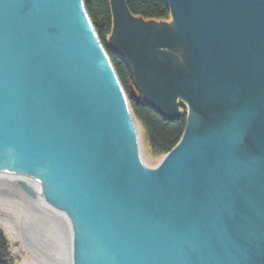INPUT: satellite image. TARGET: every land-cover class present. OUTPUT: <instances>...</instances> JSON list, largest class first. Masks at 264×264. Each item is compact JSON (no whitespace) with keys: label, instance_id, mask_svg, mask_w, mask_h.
<instances>
[{"label":"water","instance_id":"water-1","mask_svg":"<svg viewBox=\"0 0 264 264\" xmlns=\"http://www.w3.org/2000/svg\"><path fill=\"white\" fill-rule=\"evenodd\" d=\"M109 0L110 43L179 144L141 165L83 0H0V233L18 264H264V0ZM182 41L181 72L159 51Z\"/></svg>","mask_w":264,"mask_h":264},{"label":"trees","instance_id":"trees-1","mask_svg":"<svg viewBox=\"0 0 264 264\" xmlns=\"http://www.w3.org/2000/svg\"><path fill=\"white\" fill-rule=\"evenodd\" d=\"M127 7L132 14L145 19H165L168 17V8L164 0H125ZM86 11L95 25L102 41L108 36L111 27V15L109 8V0H84ZM110 60L117 71L124 87L129 88L132 81L131 74L127 65L120 60L110 50L108 51ZM134 110L144 119L145 123L151 130L153 137L160 144V151L170 150L179 140L185 127L184 117L174 121H167L159 114L155 113L145 104H136L134 102ZM1 236V233H0ZM4 240L0 237V264H6L3 261Z\"/></svg>","mask_w":264,"mask_h":264},{"label":"rangeland","instance_id":"rangeland-1","mask_svg":"<svg viewBox=\"0 0 264 264\" xmlns=\"http://www.w3.org/2000/svg\"><path fill=\"white\" fill-rule=\"evenodd\" d=\"M125 1V0H124ZM165 1V0H164ZM83 3H84V1H83ZM125 3H126V1H125ZM165 4H166V1H165ZM84 5V8H85V4H83ZM127 5V4H126ZM166 6H167V4H166ZM168 8V7H167ZM128 10H129V8H128ZM85 11H86V8H85ZM130 11V10H129ZM87 12V11H86ZM131 12V11H130ZM132 14V13H131ZM168 14H169V10H168ZM87 15H88V13H87ZM111 15V14H110ZM133 15V17L134 18H138V19H141L142 21H144L145 23H148V22H155V21H157L156 19H153V20H147V19H145V18H142V17H140V16H137V15H134V14H132ZM88 17H89V15H88ZM89 19H90V21H91V24H92V26H93V28L96 30V28H95V25H94V23L92 22V20H91V18L89 17ZM155 24H157V25H155ZM154 25L155 26H157V27H164V28H166V29H169V30H172V31H174V27H173V23H172V18H171V15H168V17L167 18H165V19H159L156 23H155ZM110 30L112 31V26L110 27ZM111 31H110V33H109V35L108 36H105L104 37V41H102L101 40V38H100V36H99V34H98V32L97 31H95V33H96V35H97V39H98V41H99V44H100V46L103 48V50L105 51V53H106V55H107V57H108V59H109V61H110V63H111V65H112V67L114 68V66H113V64H112V62H111V60H110V57H109V54H108V51L110 50L112 53H114L120 60H125L124 58H123V56L121 55V54H119V53H117L116 51H114L113 50V48H112V46H111V43H110V41H109V39H110V35H111ZM182 41H178L177 42V45H173L172 46V51L171 50H168V49H165V48H162V47H160V48H158L159 49V51L160 52H162V53H165V54H167V55H169V56H171V57H173V58H176V60H175V63H176V65H177V67L179 68V70H181V72H185L184 71V69H183V67H182V65H181V60H182V58L180 57V55H185L184 54V49H183V44L181 43ZM124 63H126V65H127V67L129 68V66H128V64H127V62L126 61H123ZM115 69V68H114ZM129 71H130V74H131V70H130V68H129ZM115 73H116V75L118 76V74H117V71L115 70ZM131 78H132V74H131ZM118 79H119V81H120V84L124 87V84L121 82V79L119 78V76H118ZM129 84V86L130 85H132V86H134L135 88H136V84H135V82H134V80H133V78H132V81L130 82V83H128ZM136 91H137V89H135ZM138 93H139V91H137ZM141 97V96H140ZM139 97V98H140ZM142 98V97H141ZM138 98H136V100H137ZM179 100V99H178ZM180 102H176V104H178V107H177V113L178 114H181V115H183L182 117H184L185 119H186V106H185V104H183L184 102L183 101H181V100H179ZM183 102V103H182ZM130 104H131V106H132V108H133V111H135L134 110V101L133 100H131L130 101ZM183 105L185 106V107H183ZM152 110V109H151ZM155 112V111H154ZM155 113H157V112H155ZM157 114H159V113H157ZM160 115V114H159ZM160 116H162V115H160ZM163 117V116H162ZM164 118V117H163ZM165 119V118H164ZM178 119V118H177ZM165 120H167V119H165ZM174 120H176V119H169V121H174ZM138 121H139V125H141V127H140V143H141V152H142V158H144V160L146 161V163H148L149 165H155L158 161H159V159H160V157L163 155V153L165 154V153H167V151H165V152H163V151H160L161 150V147H160V144L159 143H157V140L153 137V134H152V132H151V130L149 129V127H148V125L145 123V121H144V119H142L141 117H140V119L138 118ZM187 121V120H186ZM185 128V127H184ZM183 131H184V129H183ZM182 134H183V132H182ZM182 134H181V136L179 137V140L177 141V142H180V140H181V137H182ZM178 145V144H177ZM172 149H174L173 147H172ZM3 240H4V247L3 248H8V245H9V248H10V251H9V253L7 252V251H5V250H3V255L5 256V257H8V259L9 260H7L5 263L6 264H17L18 263V260H17V257H16V255H15V253H14V251H13V249L11 248V246H10V244L8 243V241L6 240V238L1 234V236H0ZM7 245V246H6ZM9 254V255H8Z\"/></svg>","mask_w":264,"mask_h":264},{"label":"bare ground","instance_id":"bare-ground-1","mask_svg":"<svg viewBox=\"0 0 264 264\" xmlns=\"http://www.w3.org/2000/svg\"><path fill=\"white\" fill-rule=\"evenodd\" d=\"M84 1V0H83ZM84 4V3H83ZM109 8H110V4H109ZM110 14H111V12H110ZM169 15H170V13H169ZM147 20H153V19H147ZM157 21L159 20V19H156ZM157 21H155V22H153L154 24L157 22ZM155 25H157V24H155ZM93 31L95 32L96 30L93 28ZM95 35H96V33H95ZM97 36V35H96ZM122 61H125V60H123L122 59ZM126 64V63H125ZM130 68V67H129ZM115 70V69H114ZM116 77H117V79H118V76L116 75ZM118 82H119V84H120V81H119V79H118ZM120 90H121V93H122V95H123V97H124V99H125V103H126V106H127V110H128V113H129V116H130V119H131V122H132V124H133V127H134V131H135V136H136V140H137V143H138V149H139V154H140V159H141V165L142 166H144V167H146V168H156L158 165H160L166 158H167V156H168V154L173 150L172 148L170 149V150H168L167 151V153H163V155L160 157V159H159V161L155 164V165H149L148 163H146V161L144 160V158H142V152H141V141H140V127H141V125H139V121H138V118L140 119V116L138 115V113L137 112H135V111H133V108H132V106H131V104H130V101L131 100H133L136 104H140V103H143V104H145L147 107H149L150 109H152L153 111H155L152 107H150L140 96V93H138L137 91H138V89H137V86H136V88L134 87V86H132V85H130V87L129 88H126V87H123L121 84H120ZM135 89H137V91L135 90ZM140 97V98H139ZM136 98H138L137 100H136ZM180 102L178 99H176V102ZM183 103V102H182ZM179 104V103H178ZM184 104V103H183ZM183 107H185L184 105H183ZM186 109V108H185ZM155 112H157V111H155ZM158 113V112H157ZM182 116L183 115H181V114H178L177 115V117H175L174 119H179V118H182ZM165 118V117H164ZM165 119H167V121H169V119L168 118H165ZM185 119V118H184ZM187 119H185V125H186V121ZM177 144H179V142H177L174 146H173V148H175L176 146H177ZM7 246V245H6ZM3 250H5V251H7L8 253H9V251H10V248H9V245H8V248L6 247V248H3ZM9 255V254H8ZM7 260H9L8 259V257H5L4 256V258H3V261L4 262H6ZM18 264V263H17Z\"/></svg>","mask_w":264,"mask_h":264}]
</instances>
